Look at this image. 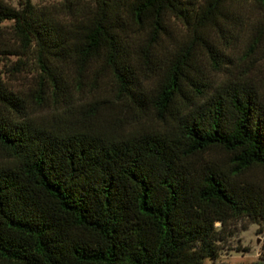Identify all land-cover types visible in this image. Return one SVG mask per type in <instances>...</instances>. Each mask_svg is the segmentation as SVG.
Here are the masks:
<instances>
[{
	"label": "trees",
	"instance_id": "1",
	"mask_svg": "<svg viewBox=\"0 0 264 264\" xmlns=\"http://www.w3.org/2000/svg\"><path fill=\"white\" fill-rule=\"evenodd\" d=\"M242 2L264 16V0H61L40 14L0 0V25L38 68L26 95L0 70V264H204L232 220H264V184L247 174L264 168V84L217 82L198 62L226 68L204 29ZM169 17L191 34L166 52ZM97 68L136 126L78 98Z\"/></svg>",
	"mask_w": 264,
	"mask_h": 264
},
{
	"label": "rangeland",
	"instance_id": "2",
	"mask_svg": "<svg viewBox=\"0 0 264 264\" xmlns=\"http://www.w3.org/2000/svg\"><path fill=\"white\" fill-rule=\"evenodd\" d=\"M13 7H19V0H3ZM35 11L40 14L46 11L51 5L61 0H30ZM225 15L219 19V27L208 26L204 33L217 45V48L226 55V68L221 71L213 69L208 54L203 52L199 55L198 62L206 75L215 81L225 79L229 74L233 76L247 73L255 81L264 84V39H262L253 51H249L248 44L253 34L264 27V16L251 3L226 4ZM11 20H5L0 25V70L7 87L13 91L21 92L23 95L29 93L34 86L36 72H38L32 53H21L18 41L11 30ZM167 33L163 35L161 42L162 51H172L174 47L186 41L191 32L181 21L169 17L167 20ZM98 73H88L83 78L82 90L77 93L80 100H93L91 94L99 101V107L105 108L111 113L110 120L120 127L130 129L137 125L138 113L135 109L126 104L116 103L111 93L113 84L101 68ZM68 79L77 78L78 73L74 68L67 70ZM96 80V89L92 83ZM113 104V108L110 104ZM119 104V105H118ZM101 108V109H102ZM39 111L38 108H36ZM53 106L47 108L45 116L50 118L53 114ZM4 156L0 149V159ZM210 158L219 160L225 159V155L218 151L209 152ZM248 178L260 181L264 184V168L256 167L247 172ZM219 226V223H215ZM264 220L251 219L242 216L232 220L223 227L220 238L217 240L218 253L213 259H204V264H264Z\"/></svg>",
	"mask_w": 264,
	"mask_h": 264
}]
</instances>
